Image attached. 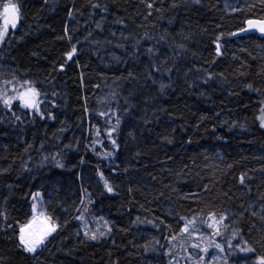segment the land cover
<instances>
[{
    "label": "trees",
    "instance_id": "trees-1",
    "mask_svg": "<svg viewBox=\"0 0 264 264\" xmlns=\"http://www.w3.org/2000/svg\"><path fill=\"white\" fill-rule=\"evenodd\" d=\"M12 2L0 92L30 81L41 103L0 97V264H170L185 224L204 234L217 220L227 263L257 264L264 39L233 33L264 18V0ZM33 203L59 227L29 253ZM84 212L111 231L85 236Z\"/></svg>",
    "mask_w": 264,
    "mask_h": 264
},
{
    "label": "snow or ice",
    "instance_id": "snow-or-ice-1",
    "mask_svg": "<svg viewBox=\"0 0 264 264\" xmlns=\"http://www.w3.org/2000/svg\"><path fill=\"white\" fill-rule=\"evenodd\" d=\"M20 19V8L16 3H13L12 0H8V2L0 3V41H3L8 34L9 28H16L17 23ZM247 29L241 28L239 31L244 32L248 29H257L259 32L264 33V19H248L246 22ZM233 35H235L233 33ZM75 47L71 52L67 53L68 57L71 58L73 53H75ZM217 53L220 52L219 44L216 46ZM21 87L24 88L23 91H17V95L5 97L3 99V103L6 107L11 108L13 100H19L21 106L25 108L34 109L35 111H40V103L39 97L41 95L40 91L32 84L30 81H24ZM3 93H0V96H3ZM43 115V114H41ZM261 121V126L264 127V108L261 109V115L258 117ZM115 143V141H113ZM103 178V174H101ZM241 183H243V177H241ZM105 187L109 192H112L113 189L105 180ZM38 195V194H37ZM36 197L34 196V199ZM210 216L214 220L215 214H210ZM77 219L83 220V216L77 217ZM223 219V217H221ZM193 222H189L191 224ZM218 223V222H216ZM107 224V222H105ZM189 224H185L182 229L183 232H189ZM58 224L53 222V217L47 215L43 210H38V205L36 203L32 204V218L26 224H22L19 227V242L20 246L24 248L25 251L29 253H35L37 249L44 244L47 237H49L52 233H54ZM208 227H214V224H209ZM99 231V230H97ZM108 231H111L109 228ZM105 232H100L99 235H105ZM215 234L219 235V228H216ZM85 236H88L90 239H97L96 232H93L89 236V230L86 228L84 232ZM211 246V243L210 245ZM216 248H219L223 251V246L220 244L214 245ZM229 246L231 247V241H229ZM194 248H199L200 245L194 244ZM203 251L207 252L208 247H205ZM241 251H253L250 248H241ZM257 264H264V256L259 257Z\"/></svg>",
    "mask_w": 264,
    "mask_h": 264
},
{
    "label": "rangeland",
    "instance_id": "rangeland-1",
    "mask_svg": "<svg viewBox=\"0 0 264 264\" xmlns=\"http://www.w3.org/2000/svg\"><path fill=\"white\" fill-rule=\"evenodd\" d=\"M251 0H223L225 6L230 8L236 6L245 7ZM15 29V28H9ZM3 41H0V44ZM5 91H2L4 94L0 96L2 99L5 97L15 96L17 95V91H14L13 88L9 89V87L4 88ZM17 90V89H16ZM1 93V92H0ZM87 206L84 211H87ZM82 227L85 231L87 228L89 230V234L96 232L99 235L100 232H107V226L104 221H95L92 218H89L86 215V212L83 214ZM218 222V223H216ZM216 222L209 221V224H214V227H209L210 232L196 234L190 230L189 232L184 233L180 238H178L175 242H171V251L169 257L170 264H228V260L225 258V254L219 248H216L214 245L216 244L213 234L215 233L216 228H219V232L223 228V224L220 220ZM99 230V231H97ZM102 230V231H101ZM53 234V233H52ZM101 236V235H99ZM50 237V236H49ZM49 237L45 240L44 244L41 245L37 250L43 249L46 247V243L49 240ZM211 243V246H209ZM200 245L199 248H194L193 245ZM208 247V251L205 252L203 249Z\"/></svg>",
    "mask_w": 264,
    "mask_h": 264
},
{
    "label": "water",
    "instance_id": "water-1",
    "mask_svg": "<svg viewBox=\"0 0 264 264\" xmlns=\"http://www.w3.org/2000/svg\"><path fill=\"white\" fill-rule=\"evenodd\" d=\"M249 19H264V18H249ZM245 29H247V24L245 23V26L243 27ZM235 35H233V37H242V36H247L250 34H256L258 35L260 38L264 39V33L259 32L257 29H248L247 31L241 32V31H237L234 33ZM264 130V127H263Z\"/></svg>",
    "mask_w": 264,
    "mask_h": 264
}]
</instances>
